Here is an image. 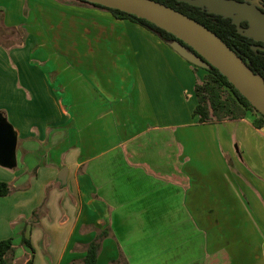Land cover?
<instances>
[{
    "label": "crops",
    "instance_id": "crops-1",
    "mask_svg": "<svg viewBox=\"0 0 264 264\" xmlns=\"http://www.w3.org/2000/svg\"><path fill=\"white\" fill-rule=\"evenodd\" d=\"M17 28L27 39L9 50L0 45V63L23 65L30 98L12 90L15 167L0 166V182L13 189L0 197V241L13 239V264L31 258L23 236L32 264H81L93 229L106 227L113 237L97 264L119 252L128 264H210L213 232L235 247L221 264H259L249 246L264 252V231L248 224L251 200H264V126L254 127L253 114L199 124L194 87L204 71L106 11L72 1L0 0V32ZM49 42L58 52L54 64L33 46ZM18 109L25 121L15 125ZM243 199L250 213L236 201L227 210L228 200ZM245 238L251 244L241 248Z\"/></svg>",
    "mask_w": 264,
    "mask_h": 264
},
{
    "label": "water",
    "instance_id": "water-1",
    "mask_svg": "<svg viewBox=\"0 0 264 264\" xmlns=\"http://www.w3.org/2000/svg\"><path fill=\"white\" fill-rule=\"evenodd\" d=\"M107 9L117 10L143 19L173 35L170 47L192 66L208 70L215 68L264 117V80L254 73L239 55L216 34L186 15L153 0H83ZM192 7L206 9L210 14L229 18L239 35L262 43L252 50L264 53V12L259 0H178ZM260 4V3H259ZM247 22L248 27H240ZM17 135L0 115V166H15ZM67 170L58 174L66 184Z\"/></svg>",
    "mask_w": 264,
    "mask_h": 264
},
{
    "label": "trees",
    "instance_id": "trees-1",
    "mask_svg": "<svg viewBox=\"0 0 264 264\" xmlns=\"http://www.w3.org/2000/svg\"><path fill=\"white\" fill-rule=\"evenodd\" d=\"M73 1H76L81 5L106 11L116 19L136 23L157 36L168 46L176 40L173 35L133 15L117 10L107 9L83 0ZM153 1L170 7L205 26L208 30L216 34L229 48L233 49L248 65V67L254 73L260 75L264 80V53L261 51H254L251 48L252 46H263V44L239 35L237 27L232 24L231 19L210 14L206 11V9L192 7L186 3L179 2L178 0ZM259 3L262 7L261 10L264 12V0H259ZM240 27L247 28V22H242ZM8 31H19L20 33L19 28ZM7 44L0 43L2 46ZM192 67L194 70H203L205 72L203 80L197 83L194 87L196 106L193 110V116L197 117L199 124H217L226 120H240L245 118L248 114H253L255 116L253 121L254 127L259 129L264 126V117L249 104V102L228 82L222 74H220L218 70L213 67H210L208 70L197 68L195 66ZM11 193H13L11 186L7 183L0 182V197H6ZM40 212L41 208H38L33 212L30 220L31 224L38 220ZM93 231L95 232L94 239L88 245L83 247L85 256L81 264H97V259L101 252L103 242L106 239L113 237L109 227L101 230L93 229ZM22 245L32 251V258L33 250L31 248V244L29 240L24 238V236L22 238ZM14 253L15 247L12 238L0 241V264H13L12 257L14 256ZM31 258L26 264H32ZM110 264L128 263L122 253L119 252V258L115 261H111Z\"/></svg>",
    "mask_w": 264,
    "mask_h": 264
},
{
    "label": "rangeland",
    "instance_id": "rangeland-1",
    "mask_svg": "<svg viewBox=\"0 0 264 264\" xmlns=\"http://www.w3.org/2000/svg\"><path fill=\"white\" fill-rule=\"evenodd\" d=\"M61 1V0H60ZM62 1H72L77 3L76 1L73 0H62ZM256 3L258 4V6H260L259 2L256 1ZM37 32V33H36ZM35 36L39 37L40 33L39 30L35 31ZM29 33H27V31L20 30L19 31H15V32H11V31H1L0 34V41L1 42H5V40L9 39L10 41H8L9 44L3 46L6 50H9V48L13 47V46H17L20 45L21 43H23L27 37ZM44 38L48 39L51 38L49 32L46 36H44ZM33 40V39H32ZM45 46H43V44H35L34 49L38 50L41 49V53H46L48 54V58L50 60V63H55L56 56L58 57V52L56 51V46H52L50 44V42L46 45V43H44ZM41 47V48H40ZM22 56V55H18ZM17 57V58H18ZM14 63H15V67L14 64L12 63L13 61L10 59V61L5 62L3 59V62L0 63V115L6 120V122L8 124L11 125V123L9 122V116H8V112L9 113H13L12 108L9 107V105H13L16 103L15 99L17 98H13L15 96V92L12 91L13 89L15 90H20L22 93L21 95L23 96V94L27 95V101L30 100L29 98V93L28 90L25 88L24 84H25V73L22 72V70H24L23 65L20 64L16 58L13 59ZM18 62V64H17ZM60 62V61H59ZM7 64V66H6ZM13 64V65H12ZM8 66H10L8 68ZM63 69H68L71 68V65H65L64 67H62ZM203 74H205L203 72ZM16 82V84H15ZM12 91V92H11ZM17 110V109H16ZM29 111V110H28ZM15 112V111H14ZM30 112V111H29ZM19 114V116L14 115V118H11L12 122L15 121L22 123L23 121H25L24 116H23V112L21 113L18 109L17 113ZM11 117V116H10ZM179 119V118H177ZM16 125V124H15ZM12 126V125H11ZM13 128V126H12ZM225 159L227 161V164L229 165V168H232V164H231V160L229 157L225 156ZM242 193L240 192V198L242 199ZM236 201V207H239L240 210L243 209L245 212H247V210L249 211V201L246 199L243 200H228V203L226 205L227 210L231 211V207L232 203ZM227 202V201H226ZM240 205V206H239ZM264 200L263 202L258 206L255 205V201L251 200V220L250 223L248 225H250V229L255 231L257 234L259 233V230L264 231V224H263V220H264ZM215 211V208H214ZM242 213V211H241ZM250 213V211H249ZM247 214V213H246ZM245 214V215H246ZM263 214V215H262ZM248 216V214H247ZM263 217V218H262ZM263 219V220H262ZM246 227V225L244 226ZM261 234V232H260ZM244 239V238H243ZM251 238H245V241L241 242V248L243 244H251L250 242ZM261 236H256L255 239H253L254 241H256L257 243L259 242V240H261ZM231 238H227V237H220V236H215L214 232H213V237L211 239H209V249H208V253H207V262L210 264H221V263H226L229 262L230 259L232 258L233 255V249L235 250V247L229 245L228 243H230ZM256 243V244H257ZM239 246L238 244H236V247ZM241 250V249H240ZM248 253V251H247ZM250 253V254H249ZM249 255L251 256V262L254 261V263H258L259 264H263L264 261V252H254L253 250L251 251V247L249 246ZM246 254V253H245ZM248 254H246V258L248 256ZM241 255H243V252L241 251Z\"/></svg>",
    "mask_w": 264,
    "mask_h": 264
}]
</instances>
